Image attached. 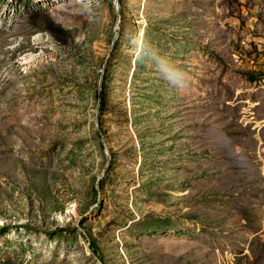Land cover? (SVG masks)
<instances>
[{
  "label": "rangeland",
  "instance_id": "1",
  "mask_svg": "<svg viewBox=\"0 0 264 264\" xmlns=\"http://www.w3.org/2000/svg\"><path fill=\"white\" fill-rule=\"evenodd\" d=\"M0 264H264V0H0Z\"/></svg>",
  "mask_w": 264,
  "mask_h": 264
},
{
  "label": "clouds",
  "instance_id": "2",
  "mask_svg": "<svg viewBox=\"0 0 264 264\" xmlns=\"http://www.w3.org/2000/svg\"><path fill=\"white\" fill-rule=\"evenodd\" d=\"M79 6L81 14L89 15L94 11L98 0H75ZM129 54L135 60L146 62L154 66L157 75L167 81L170 85L182 88L185 85V73L166 55H161L150 43L146 42L141 36L137 35L130 39Z\"/></svg>",
  "mask_w": 264,
  "mask_h": 264
},
{
  "label": "water",
  "instance_id": "3",
  "mask_svg": "<svg viewBox=\"0 0 264 264\" xmlns=\"http://www.w3.org/2000/svg\"><path fill=\"white\" fill-rule=\"evenodd\" d=\"M104 148H105V150H107V144L105 141H104ZM105 152H106V155L108 156L107 151H105Z\"/></svg>",
  "mask_w": 264,
  "mask_h": 264
},
{
  "label": "trees",
  "instance_id": "4",
  "mask_svg": "<svg viewBox=\"0 0 264 264\" xmlns=\"http://www.w3.org/2000/svg\"><path fill=\"white\" fill-rule=\"evenodd\" d=\"M93 250H94V252H95V253H97V252H98V249L96 248V246H95V245H93Z\"/></svg>",
  "mask_w": 264,
  "mask_h": 264
}]
</instances>
